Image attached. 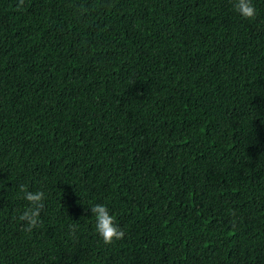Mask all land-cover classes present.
<instances>
[{"label":"trees","instance_id":"1","mask_svg":"<svg viewBox=\"0 0 264 264\" xmlns=\"http://www.w3.org/2000/svg\"><path fill=\"white\" fill-rule=\"evenodd\" d=\"M252 3L0 0V264H264ZM21 185L45 193L31 233Z\"/></svg>","mask_w":264,"mask_h":264},{"label":"clouds","instance_id":"2","mask_svg":"<svg viewBox=\"0 0 264 264\" xmlns=\"http://www.w3.org/2000/svg\"><path fill=\"white\" fill-rule=\"evenodd\" d=\"M23 3L24 0H19L20 6ZM233 6L235 11L245 19H255L257 16V10L252 0H234ZM20 192L23 193L22 198L27 201L28 206L18 219L22 222L24 230L31 233L34 229L42 226L40 217L45 208V193L30 191L25 185L20 186ZM90 209L93 213L92 216L95 217V231L105 245H112L115 241L124 238L125 232L116 224L114 216L106 205L96 204ZM233 224H235V220H233ZM72 230L74 233L75 227Z\"/></svg>","mask_w":264,"mask_h":264}]
</instances>
